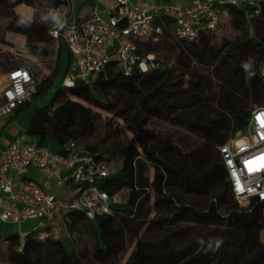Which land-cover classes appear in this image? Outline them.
Masks as SVG:
<instances>
[{"label": "trees", "instance_id": "16d2710c", "mask_svg": "<svg viewBox=\"0 0 264 264\" xmlns=\"http://www.w3.org/2000/svg\"><path fill=\"white\" fill-rule=\"evenodd\" d=\"M65 2L67 0H50V5L55 8ZM19 4L37 8L35 0H0V16L6 18L4 30L24 35L30 55L46 54L43 45L53 40L48 34L51 24L40 23L35 17L37 22L31 28L17 27L19 17L15 7ZM229 12L227 24L247 31L251 28L254 35L229 43L227 48L225 45L215 46L212 31L202 32L193 40L178 38L173 34L172 21L159 16L154 22L160 28L157 37L152 35L139 42L143 56L153 54L155 57L160 50L171 51L176 55V62L187 71L191 68L190 61H193L213 66L215 71L226 72L225 84L219 95L225 113L220 112L203 121L188 122L189 128L199 133L203 140L186 152L179 150L169 139L161 143L152 140L153 136L147 130L152 118L167 120L170 116L176 119V108L185 106L178 104L183 99V92L181 95L175 92L173 96L167 94L169 86H182L180 78L175 81L164 66L124 75L113 64H107L89 83L77 81L72 86H56L50 93L54 79L59 74H65L70 58L67 54L61 61V52L65 47L61 41L55 52L53 76L38 80L31 100L6 117L0 134L21 112L29 109L33 100L50 93L48 103L32 111L24 133L37 144L58 152H62L67 141L72 140L79 145L91 135L98 117L90 108L70 100V96L112 112L131 129L132 136L120 141L110 152L81 146L112 165L113 160L118 161L113 172L100 182L101 188L110 195L122 188L129 190L125 201L112 204L111 213L95 220L86 219L80 212L69 213V229L85 220L95 225L99 239L94 253L96 259L103 261L124 248L123 228H126L136 243L125 264H180L182 244L193 228L188 224L217 229L224 225L234 198L218 146L245 127L252 109L246 110L249 100L264 106V80L259 72L260 64L264 63V38L260 33L264 23V2L249 24L242 9L231 7ZM250 57L255 60L256 75L247 79L241 64ZM6 60L8 56L0 58V65L3 66ZM201 81L200 77L189 81L187 99L191 103H196L197 96L203 91ZM107 92H114L116 97L123 98L124 105L118 107L117 100H104ZM171 97L172 102L169 101ZM230 118L234 119L235 127L228 133ZM182 119L188 120L186 117ZM213 145H217L216 150ZM149 166L154 169L151 180L144 176ZM259 203L264 205V202ZM18 243L16 235L7 240L8 264H84L80 254L73 247L67 251L61 239L39 240L29 234L25 236L21 250L16 249ZM170 244L174 245V250L167 254L153 252ZM205 249L207 251L208 247ZM258 254V260H263L264 251Z\"/></svg>", "mask_w": 264, "mask_h": 264}, {"label": "built area", "instance_id": "2783aa9c", "mask_svg": "<svg viewBox=\"0 0 264 264\" xmlns=\"http://www.w3.org/2000/svg\"><path fill=\"white\" fill-rule=\"evenodd\" d=\"M90 13L71 18L69 2L55 7L67 18L64 29L52 24L49 36L61 41L70 55L63 86L80 81L89 83L107 64L124 75L148 71L157 66L153 54L143 56L139 42L157 37L154 25L159 16L169 18L173 34L193 40L202 32L216 31L230 19L229 9H242L249 24L264 0H91ZM259 72L264 80V68ZM0 85V119L31 100L37 80L26 65L4 72ZM226 179L235 201L255 199L264 202V106L249 112L244 131L218 146ZM35 171L40 180L30 176ZM113 172L111 162L97 158L70 140L62 152L24 138L11 140L0 152V221L19 223L33 220L30 230L21 233L17 250L26 235L44 240H60L68 234L70 212H80L88 220L111 213L121 202L100 182ZM60 190L68 191L61 196ZM250 210V209H248Z\"/></svg>", "mask_w": 264, "mask_h": 264}, {"label": "rangeland", "instance_id": "374dc122", "mask_svg": "<svg viewBox=\"0 0 264 264\" xmlns=\"http://www.w3.org/2000/svg\"><path fill=\"white\" fill-rule=\"evenodd\" d=\"M35 5L37 8H34V16L38 18L42 12H46L49 8H54L50 5V0H35ZM5 22L6 18L0 16V36L3 38V41L0 42V58L8 56V59H10L5 69L8 70L11 67L26 65L30 68L37 81L41 80L44 76H53L56 68V41L49 40L43 45L44 49L47 50V53L44 55H16L14 54L16 50L26 52V49L24 44L17 40V34L4 30ZM260 33L263 34L264 38V23L263 30ZM211 35L215 46L225 45L227 48L229 47V43L243 41L249 35L254 34L251 28L247 31L243 28H234L226 23L211 33ZM154 58L157 62L156 67L164 66L170 71V76L175 81L179 78L182 80V86L179 88H176V85L169 86L167 94L173 96L175 93L181 95L183 92V99H180L178 104H185V106L179 109L176 108L174 112L178 116H176V119H172L170 116L167 120L152 118L147 124V130L153 136L152 140L161 143L169 139L179 150L186 152L194 146L199 145L203 140L199 133L189 128L188 122L191 120L203 121L208 117L217 116L220 112L225 113L224 109H222L223 107L220 105L219 95L222 85L225 84L226 72L223 70L215 71V67L213 66L193 61H190L191 68L187 71L182 64L176 62V55L171 51L160 50L155 53ZM3 73L4 71L0 72V75ZM64 75L59 74L54 79L50 93L56 86L62 85ZM199 77L202 78L203 91L197 96L196 103H191L187 99L189 96L188 86L191 85L189 81ZM50 93L33 100L29 109L21 112L17 116V119L20 120L22 116L32 112L35 108L47 104L51 96ZM115 97L116 94L114 92H107L105 93L104 100H117L118 107H122L125 100L119 96ZM69 99L78 101L98 114V117L94 121L93 133L79 142L80 147L88 146L107 153L114 149L120 141L132 136L131 129L121 117L79 98L70 96ZM172 100V97L169 98L170 102ZM255 105V102L249 100L246 110L253 108ZM184 117L188 118V120L182 119ZM12 122L7 125V130L13 127ZM234 127L235 121L233 118H230L228 133H231ZM244 129L245 127L241 131H244ZM28 138H30V141H33V138ZM216 146L213 145L215 150ZM117 162V160H113L112 166L115 167ZM153 173V167L149 166L144 176L150 180L153 177ZM128 191L127 188H122L117 192L121 202L126 200ZM231 207V211L226 214L224 225L218 229L188 224V226L193 228L190 234L185 236V242H182V260L180 264H262L264 262V259L258 260V252L264 251V205L256 202L254 199L241 200L240 202L233 200ZM248 209H252V211ZM123 230L124 248L116 255L107 257L103 261L96 259L94 255L99 239L95 225L91 222L85 220L70 229L68 228L67 238H62L61 240H63L67 251L73 247L80 254L84 264H125L129 254L135 247L136 239L126 228H123ZM204 238H206L205 241ZM206 247H208L207 251H205ZM173 250L174 245L170 244L166 248L154 250L153 252L167 254ZM0 264H8L6 252H0Z\"/></svg>", "mask_w": 264, "mask_h": 264}, {"label": "crops", "instance_id": "0c3cea01", "mask_svg": "<svg viewBox=\"0 0 264 264\" xmlns=\"http://www.w3.org/2000/svg\"><path fill=\"white\" fill-rule=\"evenodd\" d=\"M68 2L71 8V18L72 19L83 18L87 16L91 11V5H92L91 0H68ZM99 4L101 7H105L107 4V0H99ZM15 12L23 13L25 15H33L35 13V9L34 7L30 5L19 4L15 7ZM17 35H18L17 40L22 42L25 46V43H26L25 36L21 34H17ZM56 44H58V42H56ZM25 49H26V52L16 50L14 54L19 55V56L20 55L21 56H25V55L31 56L28 53L26 46H25ZM67 54H69L68 50L66 49V47H63L62 52H61V57H62L61 61H64V59L67 57ZM9 60L10 59L3 61V66L0 65V72L6 71L5 67L7 66ZM4 83H5V80H4V73H3L2 75H0V85L2 86ZM31 113L32 112L28 113L27 115L22 116L20 120L16 118L12 122L13 127L10 128L9 130H7V126L3 129V131L0 134V152L13 139H16V138H24L27 140L30 139L24 132H25L28 120L31 116ZM6 117L0 119V131L4 127ZM30 176H32L36 180L41 179L40 175L35 171H32ZM59 194L61 196H65L66 194H68V191L60 190ZM34 223L35 222L33 220H23L19 223H13L10 221H0V252H6V244H7V240L9 237L13 235L19 236L21 233L30 230V228L34 225ZM62 238L65 239L67 238V236L64 235Z\"/></svg>", "mask_w": 264, "mask_h": 264}, {"label": "clouds", "instance_id": "9594fccd", "mask_svg": "<svg viewBox=\"0 0 264 264\" xmlns=\"http://www.w3.org/2000/svg\"><path fill=\"white\" fill-rule=\"evenodd\" d=\"M17 27L31 28V26L36 23V19L33 15H25L23 13H18ZM39 22L44 24H52L56 29L62 30L67 24V18L63 16L57 9L49 8L46 12H42L39 17ZM241 67L246 74L247 79H251L256 75L255 72V60L249 58L242 62Z\"/></svg>", "mask_w": 264, "mask_h": 264}]
</instances>
